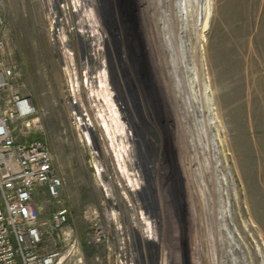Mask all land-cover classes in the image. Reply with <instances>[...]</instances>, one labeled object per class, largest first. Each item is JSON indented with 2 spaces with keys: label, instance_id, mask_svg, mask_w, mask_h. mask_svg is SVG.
<instances>
[{
  "label": "rangeland",
  "instance_id": "rangeland-1",
  "mask_svg": "<svg viewBox=\"0 0 264 264\" xmlns=\"http://www.w3.org/2000/svg\"><path fill=\"white\" fill-rule=\"evenodd\" d=\"M55 1L4 0V37L42 121L18 138L48 143L86 263H112L109 219L135 214L155 264H264V0H178L173 29L141 0Z\"/></svg>",
  "mask_w": 264,
  "mask_h": 264
},
{
  "label": "built area",
  "instance_id": "built-area-1",
  "mask_svg": "<svg viewBox=\"0 0 264 264\" xmlns=\"http://www.w3.org/2000/svg\"><path fill=\"white\" fill-rule=\"evenodd\" d=\"M5 27L4 0H0V264H87L84 243L69 226L72 209L64 199V180L48 143L18 138L22 128L41 129L42 121L33 98L17 83ZM47 206L52 209L45 217ZM92 214L87 242L109 248L107 223L96 210ZM132 219L131 233L123 230L121 221L118 225L109 219L108 225L120 232L109 264H155L151 240L136 234L138 216Z\"/></svg>",
  "mask_w": 264,
  "mask_h": 264
},
{
  "label": "bare ground",
  "instance_id": "bare-ground-1",
  "mask_svg": "<svg viewBox=\"0 0 264 264\" xmlns=\"http://www.w3.org/2000/svg\"><path fill=\"white\" fill-rule=\"evenodd\" d=\"M187 1H188V3L192 2V0H187ZM142 3L145 4L147 8L148 7L149 8H154V7L156 8L157 7V11L158 10L160 11L159 20L160 21L162 20V22L164 23L163 26L166 27V28L168 27V29H173L176 26L177 20L180 19V13H179L178 9L176 8V6L178 4V0H141V4H139V5L141 6ZM125 5H126V3H124V5H122L123 6V10L127 9L130 13H131V11L133 13L132 8L131 9L128 8L130 5L127 6V7ZM130 7H132V6H130ZM127 10L125 11V14H126ZM146 12L148 14L149 11L147 10ZM148 16H150V18L152 19L153 25L150 26V30H151V35L154 38V36L156 34L158 35L161 32V29H162L163 26L161 27V24L157 23L158 22V18H157L156 14L154 15L153 13H151V14L149 13ZM174 24H175V26H174ZM169 77H170V72H169ZM177 98H178V96H177ZM86 125L91 128L89 122H86ZM104 126H105V128L109 129L110 128V123L105 120L104 121ZM118 130L119 131H123L124 130L125 134L127 132L125 130V127H122V126L118 127ZM87 137H88V140H93L94 139V138L90 137L89 134L87 135ZM111 139H112L111 140L112 141V145L114 147H117V144H116L117 138L114 137V135H111ZM118 145L120 147V151L117 152V159H118L120 168H121L122 171H124V172L126 171V173L128 174L129 186H133L134 190H137L141 186L137 187V186H139L138 179L136 177H132V174L130 173V171L126 168V166L123 163V159H124V156H123V150L124 149L123 148H124V146L120 142H119ZM152 206H153V204H152ZM144 215H145V213H143V212L141 214H139V220L145 219ZM143 224H145L144 221H143ZM145 233L150 234V235H146L145 236L148 240L155 241V239L153 240V238H152V237H155V236L154 235L151 236L153 234V232H152L151 229H149V227H147V228L145 227ZM163 264H165V260H163Z\"/></svg>",
  "mask_w": 264,
  "mask_h": 264
}]
</instances>
